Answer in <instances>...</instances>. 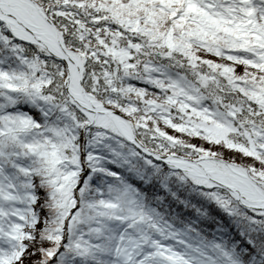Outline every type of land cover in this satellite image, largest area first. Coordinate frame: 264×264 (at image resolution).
Instances as JSON below:
<instances>
[{
  "label": "snow or ice",
  "instance_id": "snow-or-ice-1",
  "mask_svg": "<svg viewBox=\"0 0 264 264\" xmlns=\"http://www.w3.org/2000/svg\"><path fill=\"white\" fill-rule=\"evenodd\" d=\"M0 264H264V0H0Z\"/></svg>",
  "mask_w": 264,
  "mask_h": 264
}]
</instances>
